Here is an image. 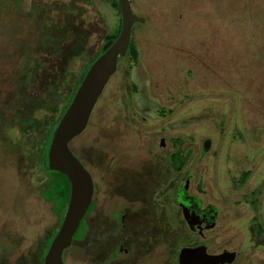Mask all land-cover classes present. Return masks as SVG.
Here are the masks:
<instances>
[{
	"label": "rangeland",
	"instance_id": "374dc122",
	"mask_svg": "<svg viewBox=\"0 0 264 264\" xmlns=\"http://www.w3.org/2000/svg\"><path fill=\"white\" fill-rule=\"evenodd\" d=\"M132 6L148 20L137 23L133 34L139 56L120 61V71L72 147L88 162L98 154L105 165L102 155L112 148L111 138L131 133L142 140L137 134L151 135L159 126L156 119L163 116L176 128L184 149H201L203 140L211 137L215 155L208 153L201 161L195 157L191 169L202 175L204 201L223 208L224 220L220 216L210 231V242L219 246L221 227L229 235L255 212L244 199L260 182L264 193L259 164L244 185L236 186L243 163H228L222 172L216 156L226 148L248 145L264 152V0H133ZM120 23L113 0H0V264H34L38 243L62 223L40 193L47 179L33 159L37 133L30 123H21V110L34 106L31 118L56 117L57 109L48 105V86L63 78V67L68 66L72 77L77 74L101 50L105 35L117 33ZM49 30L64 33L56 38H62L59 46L49 41ZM78 32L84 50L67 60L78 50L73 45ZM26 67L37 70V76L25 84L21 78ZM157 101L164 107L171 104L173 113ZM132 121L140 124L128 130ZM220 122L226 126L223 131ZM241 128L247 143L237 138ZM187 169L179 175L185 176ZM222 173L229 175L225 184ZM95 218H88V226ZM70 247L64 252L66 264H95L91 230Z\"/></svg>",
	"mask_w": 264,
	"mask_h": 264
},
{
	"label": "flooded vegetation",
	"instance_id": "af4514ba",
	"mask_svg": "<svg viewBox=\"0 0 264 264\" xmlns=\"http://www.w3.org/2000/svg\"><path fill=\"white\" fill-rule=\"evenodd\" d=\"M130 1L132 4L133 0ZM114 2L115 0H113V5L121 15L119 30L113 36L106 34L113 40L109 45H105L104 37V46L102 45L101 48L103 51L94 61L120 35L123 25L122 10L120 4L118 7ZM134 13L142 17L143 20L133 23L127 51L125 55L119 57L117 69L112 76L120 71L122 59L135 60L139 56L138 48L133 42V34L137 26L148 23V20L146 16L135 11ZM94 61L88 66L87 71ZM80 74L81 69L75 74L76 78L72 84L77 82ZM112 76L99 98L104 96L108 90ZM106 86H108L107 90ZM148 97L151 100L154 99L151 93H148ZM182 97L183 99L191 98L186 95H182ZM62 102L64 103V101ZM157 102L163 107V110L169 108L170 111L167 110V112L173 113L171 104L169 107H164L166 104ZM94 109L92 114H94ZM219 109L221 112V107ZM163 110L162 113L165 115ZM92 114L85 130L91 122ZM163 117L156 119L159 126L153 127L154 130L151 131L154 132L151 135L137 134L142 136V140L132 138L131 133L116 134L123 138H111L112 148H108L102 155L106 159L105 165H102L103 159L98 154H95L93 160L88 162L84 155L72 147L71 141L74 139L70 141L69 146L71 145L72 152L89 171L93 180L91 204L82 218L70 246L73 247L76 242L84 239L88 230H91L95 264H181L180 254L184 248L196 249L190 256L188 264H210V259H212V264H264V193L261 192L262 183L260 182L253 194L251 191L250 195L244 199V203L252 206L255 210L253 215L238 223L237 228L231 229L229 235H226L224 227H221V245H213L210 242V231L220 216L221 222L224 220L223 208L220 209L215 202L204 201L201 194L206 190L203 189L202 175H196L191 169L195 157L201 161L208 153L215 155V150H212L213 139L206 137L202 142L201 149H184L181 147L182 139L176 134V128L174 126L172 128V124L166 122ZM143 118V120H147V118ZM185 120L189 121V118H185ZM139 124L134 121L129 122L127 129L130 130V127H136ZM224 127H226L225 124L221 123V131ZM126 136L127 139L124 138ZM237 138L244 143L249 142L246 132L242 128L237 129ZM189 140L194 142L195 138L190 137ZM249 146L246 149L228 150L226 148L216 154L221 159L222 172L228 163H243L240 174L234 179L236 186L244 185L249 180L256 164L262 168L259 175L262 178L261 181H264V152L254 151ZM186 168H189L184 172L186 175L180 176L179 172H183ZM37 169L46 173L47 180L43 183L40 191L43 197V187L49 179V170L51 169L39 167ZM26 175H31V172H26ZM66 177L69 180L67 175ZM226 179H229L228 173L224 176L222 173L221 181L224 184ZM225 191L222 189V196L225 195ZM250 196L253 197L250 198ZM66 210L62 215V221ZM93 215L96 217V222L88 226V218ZM58 230L56 229L57 232ZM104 239L107 240L106 244H103ZM67 254L68 250L66 257ZM162 257L166 258L164 262Z\"/></svg>",
	"mask_w": 264,
	"mask_h": 264
},
{
	"label": "water",
	"instance_id": "95a60500",
	"mask_svg": "<svg viewBox=\"0 0 264 264\" xmlns=\"http://www.w3.org/2000/svg\"><path fill=\"white\" fill-rule=\"evenodd\" d=\"M118 1L123 16L120 35L90 66L69 107L48 140L47 166L68 176L71 182V196L65 217L50 245L44 264H65L64 250L72 244L74 235L92 201V177L72 152L69 143L87 127L99 96L117 69L119 57L125 55L127 51L133 23L143 20L134 13L130 0ZM195 251L196 249L184 248L180 254L181 264H188L190 256ZM210 260L212 262V259Z\"/></svg>",
	"mask_w": 264,
	"mask_h": 264
},
{
	"label": "trees",
	"instance_id": "16d2710c",
	"mask_svg": "<svg viewBox=\"0 0 264 264\" xmlns=\"http://www.w3.org/2000/svg\"><path fill=\"white\" fill-rule=\"evenodd\" d=\"M82 1H88V0H82ZM115 5L119 7L118 0H115ZM71 24V22H70ZM67 30V29H66ZM55 31V32H54ZM49 30L47 32L48 35H50L49 41L52 43V45H58L62 41V38H59L60 35L63 34L59 33L56 30ZM75 42L74 50L77 48L78 50L74 51L73 54L69 55L67 57V60L72 59L75 55L81 54L84 50L83 47V34L81 35V32L76 33L75 35ZM106 44L109 45L112 42V37L109 35L105 36ZM104 46V45H103ZM103 51L101 49L98 53L93 55L91 58L88 59V62L83 68H81V74L79 75V78L77 79V82L72 84V82L75 81L76 76L70 74V71L68 70V66L63 67L64 76L63 78H60L57 82L51 83L48 86V89H51V92L48 96L49 99V107L51 110L54 111V109H57V113L59 114L58 117H52L48 116L43 119L40 118H31L32 116V110L36 109L34 106H31L28 108V105H24L21 113H24V116L22 117V122L29 124V126L33 127V129L36 131L37 135L33 137L34 140V150L35 154L33 156V159L35 160V165L39 168L43 169H49L46 163V147L48 143V139L54 130V128L58 125L60 119L62 118L64 112L68 108L69 104L71 103L72 99L74 98L76 91L78 89L79 84L81 83L85 73L87 72L88 66L94 61V59ZM37 70L34 73V69H30L26 67L25 73L22 75L21 80L26 82L30 79V82H34L36 79ZM78 77V76H77ZM69 79V81H68ZM23 86V85H21ZM63 92V93H62ZM60 101H64L63 106H60ZM60 111V112H59ZM28 112V114H27ZM27 133V132H26ZM28 134V133H27ZM26 136V135H25ZM50 175L47 183L43 187V197L52 205L53 210L57 215L62 217L64 214L69 197H70V182L67 179L66 175L59 172V171H53L49 170ZM52 234L45 239L44 242H41L38 246V248L32 253L34 264H44V259L46 256V253L50 247V244L55 237L57 231L56 229L51 232Z\"/></svg>",
	"mask_w": 264,
	"mask_h": 264
}]
</instances>
